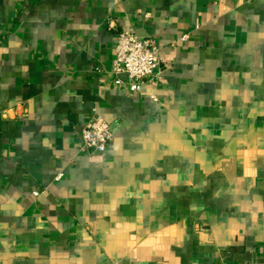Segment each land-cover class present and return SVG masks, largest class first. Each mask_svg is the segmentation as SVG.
Wrapping results in <instances>:
<instances>
[{
    "label": "crops",
    "instance_id": "0c3cea01",
    "mask_svg": "<svg viewBox=\"0 0 264 264\" xmlns=\"http://www.w3.org/2000/svg\"><path fill=\"white\" fill-rule=\"evenodd\" d=\"M129 28L163 58L137 94L112 70ZM94 112L114 139L89 154ZM254 261L264 0H0V264Z\"/></svg>",
    "mask_w": 264,
    "mask_h": 264
},
{
    "label": "built area",
    "instance_id": "2783aa9c",
    "mask_svg": "<svg viewBox=\"0 0 264 264\" xmlns=\"http://www.w3.org/2000/svg\"><path fill=\"white\" fill-rule=\"evenodd\" d=\"M187 34L182 36L185 39ZM161 47L153 36H141L136 29H123L118 33L112 70L117 75L115 82L125 84L129 91L137 94L144 84L154 76L162 63ZM124 74L125 78L119 76ZM83 150L89 154L104 152L114 139V130L105 118L94 112L82 126ZM38 195V193H35ZM250 264H264L254 261Z\"/></svg>",
    "mask_w": 264,
    "mask_h": 264
},
{
    "label": "water",
    "instance_id": "95a60500",
    "mask_svg": "<svg viewBox=\"0 0 264 264\" xmlns=\"http://www.w3.org/2000/svg\"><path fill=\"white\" fill-rule=\"evenodd\" d=\"M141 32H138V34L140 35Z\"/></svg>",
    "mask_w": 264,
    "mask_h": 264
}]
</instances>
